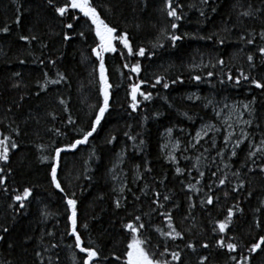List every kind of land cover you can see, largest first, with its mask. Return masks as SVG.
Listing matches in <instances>:
<instances>
[{
    "label": "trees",
    "instance_id": "trees-1",
    "mask_svg": "<svg viewBox=\"0 0 264 264\" xmlns=\"http://www.w3.org/2000/svg\"><path fill=\"white\" fill-rule=\"evenodd\" d=\"M64 2L56 0L58 5ZM177 3L182 5L177 9L183 17L180 21L167 16L164 0H93L101 18L117 28L116 35L127 32L134 50L143 47L146 53L121 56L127 50L116 40L118 51L104 54L112 85L110 107L89 143L61 153L57 171L65 189L61 192L50 176L54 149L80 138V130H88L103 100L99 60L92 52L99 41L82 13L79 20L71 19L78 10L70 9L60 17L47 0H0V29H9L0 31V133L18 145L10 148L7 161L0 160L4 169L0 176L5 177L0 185V235L4 236L0 264H74V257L75 264H82L86 254L75 248V238L69 235L66 199L73 193L84 246L100 253L95 264H126L131 234L124 225L135 222L136 216L145 225L141 238L150 241L146 250L155 251V259L171 261V252L179 251L181 260L172 264H200L202 257L208 258L204 264H236L232 256L237 261L248 256L247 264H264V244L255 253L248 252L264 236V171L260 168L264 151L248 156L264 140V89L251 83L252 78L264 83V57L257 51L264 46L259 36L264 30V0H173V6ZM245 11L253 14L244 16ZM173 22L178 24L175 30L170 27ZM68 23H73L72 29L66 28ZM65 33L70 40H64ZM168 34L182 39L173 45ZM21 36L37 39L25 41ZM249 38L253 44L246 43ZM249 54L252 62L247 60ZM125 63H139L141 72L132 73ZM241 72L249 80L241 77L236 83ZM157 77L163 81L153 88ZM51 80L60 82L44 87ZM140 80L146 81L141 90L151 92L152 99L144 101L138 95L140 104L133 111L130 84ZM163 83L169 87L165 89ZM235 102L250 104L251 123L247 138L232 156L241 138L229 137L218 122L216 107ZM69 117L75 123H68ZM209 122L217 127L193 145L186 141L177 152V163L167 159L163 149L167 129L175 128L186 137V132L193 135ZM225 176V184L220 185ZM118 187L124 188L123 193ZM24 188H31L32 194L20 208L14 197ZM165 195L169 200L163 199ZM207 195L213 196V204L206 203ZM236 205L242 211H235ZM230 207L232 222L219 233L218 222L225 220ZM168 212L182 233L175 240L157 231H171L161 215ZM5 227L7 233L2 231ZM221 237L226 242L232 238L237 250L219 247L216 241ZM204 243L209 247H202ZM165 247L168 252L161 257Z\"/></svg>",
    "mask_w": 264,
    "mask_h": 264
},
{
    "label": "snow or ice",
    "instance_id": "snow-or-ice-1",
    "mask_svg": "<svg viewBox=\"0 0 264 264\" xmlns=\"http://www.w3.org/2000/svg\"><path fill=\"white\" fill-rule=\"evenodd\" d=\"M48 4L53 8V11L55 13H58L60 17H65L67 14H69L70 9L71 10H78V13L76 15L71 16V19L73 21L79 20L81 17L79 13L83 14V17L87 18L91 24L90 27H94V32H95V37L98 38V43L96 44V47L92 48L93 54L97 57L99 60V74H100V92L102 93L103 100L102 103L98 106V111L95 113V118L94 120L90 123L88 130L81 129L80 130V138L75 139L74 142L65 145L64 147H56L54 149V155L52 156V159L55 161L50 167V176H51V182L55 186L56 189H59L61 192H64L65 189L61 186V181L58 179L57 176V171H58V166L61 158V153L66 152V151H71L75 150L79 145L82 144H87L89 143V138L93 137L94 134L97 132L98 127L101 125V122L103 118L105 117V113L108 112L109 107H110V96L111 92L110 89L112 88V85L109 83L108 77L106 75V68H105V60H104V54L105 53H116L118 51L117 47L113 43L114 41L118 40L122 45L123 48L126 49V53L124 51L120 52L121 56H127V57H133V56H140L144 57L146 53V49L143 47H140L138 50H134L132 43L129 40L127 32H124L120 35H116L117 33V28L110 26L105 19L101 18L100 13L97 11V7L94 6L93 0H65L64 3L62 4H57L56 0H47ZM202 3H207V0H201ZM182 5L176 4L173 6V0H164V10L166 11V14L168 17L173 18L174 21H180L183 17L182 15L177 11L178 8H181ZM259 11V10H258ZM204 13L201 12V15ZM252 11H245L242 13L244 16H249L252 15ZM17 23H19V16L17 17L16 20ZM171 29L175 30L178 28V24L173 22L170 25ZM67 29H72L73 28V23H68L66 25ZM9 29L7 27H4L3 29H0V31L7 32ZM78 35L84 36V32H79ZM259 36L261 40H264V30H261L259 33ZM64 40L68 41L71 39V36L68 33L64 34ZM168 38L171 41L173 45L179 40L182 39L181 36L175 35V34H168ZM211 37H209L210 39ZM20 39L28 41V40H35L37 39L36 36H21ZM243 39V37H241ZM224 41L221 40L220 43H223ZM247 44H253L254 41L253 39L249 38L246 41ZM162 46V45H161ZM262 57H264V46H261L257 50ZM254 59L253 55L249 54L247 56V60L249 62H252ZM43 61H41L42 63ZM52 63H55L54 61ZM219 64H223L224 61L221 59L218 61ZM125 68H130V71L135 74H139L141 72V65L139 63L132 64L131 66L127 63L124 64ZM16 75H19L17 73ZM46 75V74H45ZM209 76H212L213 73L209 72ZM58 76L60 79H65L63 74L58 73ZM241 77L247 81L249 80V76L245 75L243 72H241L240 76L236 77V83L240 82ZM195 80L199 81L201 79L200 76H195ZM228 79L231 80L232 76L229 74ZM179 80V78H177ZM177 80H173L172 83H176ZM163 81V77H157L155 80V84L152 85L154 88L156 84H161ZM59 80H51V81H46L44 87L47 86V83H52L56 84L59 83ZM182 82V81H180ZM146 81L140 80L138 83H132L130 84V108L133 111H136L137 108L139 107L140 101L138 100V95L140 97H143L144 101H148L152 99V93L151 92H145L141 90V86L145 84ZM251 83L254 84L257 88L264 89V83L261 82V80H258L256 78L251 79ZM163 87L167 89L169 87L168 83H163ZM62 104L65 103L63 100L60 101ZM245 109L249 108L248 104L243 105ZM68 123L72 124L75 123L71 117H69ZM245 124H250L251 121H244ZM231 127V125L229 126ZM169 133H171V129L168 130ZM56 132L59 133V129H56ZM18 134V131H17ZM206 134V133H205ZM244 138H247V133H242ZM125 135H128V133H125ZM232 134L229 133V137ZM0 160L7 161L9 159V150L10 148L15 149L17 148V143L15 140L11 138V136H6L0 133ZM197 137H200V133H197ZM229 137H226L228 139ZM129 139H135V137L129 136ZM111 140H115V137L113 136ZM109 140V143L111 142ZM242 140H237L236 145L234 146L232 150V156H235L237 153L235 151L236 147H239L240 143H242ZM143 141H141V144ZM39 147L44 148V145H39ZM257 151H264V140L261 141V146L257 147L256 151H251L248 153L249 158L252 156L256 155ZM171 159H175V157H170ZM43 160H48L49 156H43ZM199 159V158H197ZM261 171H264V165L260 166ZM176 171L179 173L182 170L180 168H177ZM4 169L0 168V173H3ZM238 173H234V175H237ZM201 176L204 175L203 172L200 173ZM213 176L216 175L215 172L212 173ZM115 178V177H114ZM4 179L5 177L0 176V185L4 184ZM227 177L223 179H219V184L224 185ZM241 187H243V182L240 184ZM189 187L194 188L195 185H189ZM6 190V189H5ZM121 193H123L124 188L121 187L119 189ZM32 194V189L31 188H24L22 194H18L14 197L15 201L19 202V207L23 208L25 207L24 201L27 200V198ZM228 193H225V196H227ZM75 194H72V197H69L66 199V204H67V209L69 211V215L67 217L68 221H70V227L71 231L69 235L74 236L75 242L74 246L75 248H78L81 253L86 254V257L82 260V264H95L96 258L100 255L99 251L95 247H86L84 246V242L81 239V236L77 230V200L74 198ZM156 196L159 197L160 193H156ZM165 201L169 200V197L165 195L163 197ZM157 203L159 202L158 200L156 201ZM205 202V201H202ZM116 207L119 208L121 207V200L117 199L115 201ZM206 203L211 205L213 204V196L207 195L206 196ZM163 207V205H160ZM194 205H190L192 207ZM235 211H242V209L239 208L238 205L235 206ZM161 215H164L165 218L168 220V226L171 229L169 232H163L160 229H157V231H160L162 236H167L171 237L173 240L176 238L182 237V233L173 226L172 224V216L171 213H161ZM234 215V209L233 208H228L227 209V216L225 220L219 221L218 222V231L219 233H224L226 229H228L229 224L232 222V217ZM135 222H128L127 224L124 225L126 229L129 230L131 234V240L127 244V261L126 264H172V261H180L181 260V254L179 251H172L171 252V261L167 259H155V251H149L147 249V245L150 243V241L147 238L142 239L141 238V229H144L145 225L141 221L140 216H136L134 218ZM138 222V223H137ZM256 227H261V221L259 219L256 220L255 222ZM85 228H87V225H84ZM3 232L7 233L8 228H3ZM213 231H217L216 228L213 229ZM51 235V233H49ZM4 236L0 235V240H3ZM217 245L221 248H227L229 252H235L238 248V244L235 242H232V238H228V241L226 242L224 237H221L216 241ZM264 244V236H261L259 238V242L253 243L251 247L248 249L249 253H255L257 249H261V245ZM57 245L53 244L52 247H56ZM188 248H193L194 245L192 243H188L186 245ZM205 249L209 247L207 243H204L202 245ZM168 252L167 247H165L164 252L160 253V256L163 257L165 253ZM37 256H40L41 253L37 252ZM119 259V257H117ZM207 257H202L200 264H204V262L207 260ZM232 260L236 261V264H247V261L249 259L248 256H242V259L237 261L235 256L231 257ZM74 264H75V257H74Z\"/></svg>",
    "mask_w": 264,
    "mask_h": 264
},
{
    "label": "rangeland",
    "instance_id": "rangeland-1",
    "mask_svg": "<svg viewBox=\"0 0 264 264\" xmlns=\"http://www.w3.org/2000/svg\"><path fill=\"white\" fill-rule=\"evenodd\" d=\"M245 104L248 103L235 102L228 104L224 107H216L218 122L221 124V126L224 127L228 134L231 133V136H238L241 138L242 141L245 139L242 133H247V129L249 126V124H245L244 121H250L248 117L250 108L245 109L243 107V105ZM248 105L250 106V104ZM230 125L231 127H229ZM215 127H217L216 123H206L201 126L198 131L193 135H190L189 132H186V137H183L181 133L177 132V129L175 128H170L171 133H169V129H167L164 132L163 140V149L167 159L173 163H177V152L181 147H183L184 144H186V141L193 145L192 143L198 142L202 137H204ZM179 131L181 132V129H179ZM198 132L200 133L199 138L197 137ZM170 157H175V159H171ZM119 159L120 160L118 164L121 165L123 163L124 156L121 155ZM118 188L120 189L121 187Z\"/></svg>",
    "mask_w": 264,
    "mask_h": 264
}]
</instances>
